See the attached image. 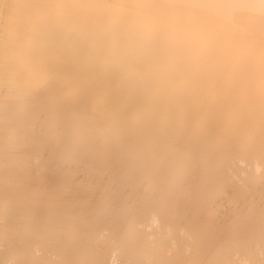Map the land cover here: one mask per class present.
Here are the masks:
<instances>
[{
    "label": "clouds",
    "instance_id": "1",
    "mask_svg": "<svg viewBox=\"0 0 264 264\" xmlns=\"http://www.w3.org/2000/svg\"><path fill=\"white\" fill-rule=\"evenodd\" d=\"M69 151L87 183L145 155L264 157V0H0V186Z\"/></svg>",
    "mask_w": 264,
    "mask_h": 264
},
{
    "label": "bare ground",
    "instance_id": "2",
    "mask_svg": "<svg viewBox=\"0 0 264 264\" xmlns=\"http://www.w3.org/2000/svg\"><path fill=\"white\" fill-rule=\"evenodd\" d=\"M96 177L85 182L71 151L34 154L29 175L0 186V262L160 264L209 249L227 264L264 261V157L145 155Z\"/></svg>",
    "mask_w": 264,
    "mask_h": 264
}]
</instances>
